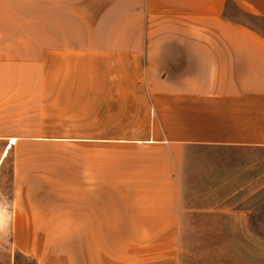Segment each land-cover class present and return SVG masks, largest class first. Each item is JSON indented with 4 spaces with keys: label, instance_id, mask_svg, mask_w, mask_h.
<instances>
[{
    "label": "crops",
    "instance_id": "1",
    "mask_svg": "<svg viewBox=\"0 0 264 264\" xmlns=\"http://www.w3.org/2000/svg\"><path fill=\"white\" fill-rule=\"evenodd\" d=\"M22 3L46 4V49L92 52L108 70L94 81L116 84L104 97L144 116L131 127L140 133L118 139L140 148V166L92 170L67 218L75 229L14 241L13 253L36 264H187V244H203L204 264H264V0H0L13 33ZM19 216L14 205V228Z\"/></svg>",
    "mask_w": 264,
    "mask_h": 264
},
{
    "label": "rangeland",
    "instance_id": "2",
    "mask_svg": "<svg viewBox=\"0 0 264 264\" xmlns=\"http://www.w3.org/2000/svg\"><path fill=\"white\" fill-rule=\"evenodd\" d=\"M45 7L21 4L15 21L20 34L0 20V264H36L18 249L13 253L14 241L27 248L29 242L60 241L75 229L67 220L75 216L78 188L92 182V170H135L141 161L138 146L118 139L140 133L131 127L140 126L144 115L127 110L131 100L104 97L116 84L94 81L108 70L93 65L92 52L46 49ZM118 176L114 181L123 183ZM220 197L184 196L193 203ZM259 198L264 202V195ZM14 205L25 220L16 228ZM187 245V264H204L203 244Z\"/></svg>",
    "mask_w": 264,
    "mask_h": 264
}]
</instances>
